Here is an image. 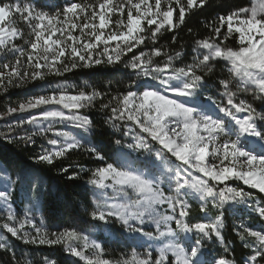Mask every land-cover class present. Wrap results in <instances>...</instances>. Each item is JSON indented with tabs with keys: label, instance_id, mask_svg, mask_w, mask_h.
I'll use <instances>...</instances> for the list:
<instances>
[{
	"label": "snow or ice",
	"instance_id": "1",
	"mask_svg": "<svg viewBox=\"0 0 264 264\" xmlns=\"http://www.w3.org/2000/svg\"><path fill=\"white\" fill-rule=\"evenodd\" d=\"M209 7L223 11L214 20L202 21L213 35L196 40L193 49H204L207 54L202 58L194 56L191 64L175 66L182 53H162L157 47L159 34L175 31L192 15ZM16 16L30 29L32 39L26 41L27 48L13 43L16 38H23V32L14 26ZM230 38L236 46H227ZM149 43L151 53L140 51L141 45ZM0 51L16 57L15 63L0 65V90L5 93L14 79L45 80L51 74L61 75V70L70 72L101 64H124L125 69L132 70L129 87L101 103L107 113L101 127L110 129L112 136L119 133L121 139L113 143L137 153L140 167L126 157L107 162L95 141L97 128L90 116L83 114L106 96L95 88L73 94L57 87L51 94L29 97L18 108L9 107L8 114L29 112V117L9 125L4 136L26 144H34L37 136L46 138L49 147H41L33 157L39 164L55 167L61 158L81 149L103 162V166L91 170L93 178L88 183L119 193L120 202L101 203L98 198L90 217L110 227L118 224L119 231L132 239H155L153 232L146 231L149 224L155 225L159 237L172 239L159 249L158 255L149 250L151 245L139 258L133 249L131 262L126 260L124 264H209L204 258L205 245L213 239L224 240V213L219 209L227 202L248 205L251 201L255 203L253 210L264 220V205L254 201L253 193L229 183L239 181L264 193V0L254 2L251 8H232L223 2L214 4L213 0H98L95 4L65 0L55 14L31 0H0ZM161 55L166 60L154 63L152 56ZM22 57L26 60L22 61ZM219 60L229 65V78L212 82L221 97L216 102L204 94L211 90L210 78L215 74L212 62ZM241 94L250 96L251 102L241 99ZM30 110H37V114ZM238 113L246 115L241 118ZM64 124L81 129L83 134L77 137L57 127ZM25 125H33L34 130L15 136V131ZM49 133L55 138H48ZM125 136L132 141L126 146L122 139ZM59 171L69 180L80 176L71 166ZM193 171L203 178L193 179ZM25 182L27 191L37 200L51 194L50 190L43 191L44 177L37 172L21 170L15 180L9 175L0 190V202L8 209L0 227L25 243L62 244L84 264H112L103 258L102 243L92 240L89 244V237L75 228L49 233L27 217L17 223L12 211V186ZM189 199L200 201L204 219L190 222ZM209 202L219 211L211 218ZM161 205L167 206V214H161ZM26 225L34 230V235L25 231ZM239 238L253 250L245 264H264V227L254 230L242 224ZM81 239L83 244L77 246L75 242ZM186 240L191 242L185 243ZM0 250L12 252L6 241L0 242ZM227 251L225 246L223 252ZM12 260H16L14 253ZM44 264L56 262L45 259ZM211 264L236 262L220 255Z\"/></svg>",
	"mask_w": 264,
	"mask_h": 264
},
{
	"label": "trees",
	"instance_id": "2",
	"mask_svg": "<svg viewBox=\"0 0 264 264\" xmlns=\"http://www.w3.org/2000/svg\"><path fill=\"white\" fill-rule=\"evenodd\" d=\"M252 1L213 0V3L223 2L232 8H247ZM26 2H29V0H22V3ZM31 2L41 6L44 11L52 14H55L65 4V0H31ZM76 2L95 4L98 0H76ZM222 11V9L217 7H209L197 15H192L187 19L185 25L175 31H164L159 34L157 47H161L162 53L166 52L172 55L176 52L182 53L178 61L175 62V66L183 67L186 64H191L193 57L198 55L197 52H193V49L196 48L195 41L213 35L210 28L202 23V21L214 20L217 14L222 13ZM116 18L113 17V19ZM14 19V26L23 32V38L18 37L13 43L27 48L26 41L32 39L29 35L30 29L20 16H16ZM189 29H192V31L189 32ZM225 30L222 29V31ZM76 34L79 35V33ZM173 36L176 37L175 42H173ZM226 44L227 46H236V41L230 38L226 41ZM8 47H11V44ZM151 49L152 45L150 43L147 46H140V51L145 53H151ZM133 52H136V50L134 49ZM137 54L139 53L137 52ZM131 55L129 53L127 58L130 59ZM15 59L14 55L8 54L5 56L4 52L0 51V65L15 63ZM152 59L154 63H162L166 60V56H152ZM21 60H26V57H22ZM214 65L215 74L210 78V88L214 86L212 84L213 81L224 79L221 72V64L217 62ZM0 71H3L2 67H0ZM61 71V75L51 74L45 80L21 82L19 79H14L13 84L7 86L6 93L0 90L1 185H4L9 175L12 176V179H17L21 170L28 173H39L44 177L43 191L48 192L50 190L51 194L43 195L37 200L33 194L27 191L26 182L13 185L12 209L15 213L34 220L38 227L47 229L49 233H58L66 229L75 228L78 232H82L83 235L88 236L89 242L96 240L102 243L105 249L103 258L111 261L112 264H117V262L124 264L126 260L131 262L133 249L137 250L131 240L132 238L126 233L122 234L119 231L118 224L110 227L90 217L97 199L99 198L101 203L105 202L103 194H100L97 188L88 183L93 178L91 170L103 166V162L98 161L95 156L81 149L72 151L66 157L61 158L55 167L39 164L33 157L40 152L41 147H49L46 138L37 136L34 144H26L24 141L4 138L5 134L9 132V125L15 124L23 115L21 113L8 114L7 109L9 107L18 108L19 104L26 102L29 97L40 94H51L52 89L57 87L73 94L82 90L91 91L95 88L104 92L106 96L103 100L98 99L95 106L86 109L83 114L90 116L96 126L97 134L95 141L101 147L107 162H113L126 157L135 167L141 166V162L136 160L137 153L130 152L126 147L121 149L120 146L113 143L115 139H121L119 133L112 136L110 129H107L106 126L101 127L102 122L107 118V113L101 109V103H107L111 96H115L126 87H129V75L132 70L125 69L124 64H120L118 67L101 64L93 65L92 67H78L70 72ZM132 90L135 91L136 89L133 87ZM57 127L77 137L83 134L81 129H77L71 124L57 125ZM33 130V125H25L23 128L17 129L14 135L22 136L25 132L31 133ZM48 138L55 137H53L52 133H49ZM122 139L125 146L132 142L127 136ZM67 166H71V169L80 172V176L77 179L69 180L67 175L59 171L61 167ZM229 183L232 186H241L238 181H230ZM244 189L245 191L252 192L254 200L264 205V195L262 193L249 187H244ZM208 209V216L211 214L210 217L218 215L219 211L224 213V226L222 230L224 240L221 241L220 247L214 248L210 244L205 245L207 247L205 259L211 264L213 260L212 256L218 253V255H215L217 258L220 255H226V258L235 260L236 264H245L248 257L253 254V250L249 249L246 246V242L239 238L240 229L234 224L233 216L238 211V208H232L225 203L219 211L216 208L211 210L209 204ZM203 215L204 213L200 211H191L190 222H196L198 217L199 220L204 219ZM4 241L11 247L12 252L0 250V264H26L27 261H30L31 264H44L45 259L54 260L56 264H84V261L70 255L62 244L39 245L25 243L17 240L0 227V242ZM75 244L77 246L82 245L83 240L76 241ZM225 246L228 249L226 254L223 252ZM85 251L89 252L90 250L86 249ZM13 253L16 260H12Z\"/></svg>",
	"mask_w": 264,
	"mask_h": 264
},
{
	"label": "rangeland",
	"instance_id": "3",
	"mask_svg": "<svg viewBox=\"0 0 264 264\" xmlns=\"http://www.w3.org/2000/svg\"><path fill=\"white\" fill-rule=\"evenodd\" d=\"M259 3L260 0H253L251 2V4L247 7V8H251L253 6V3ZM197 54L202 58L203 54H207V51L204 49H199V51L197 52ZM220 63L221 64V72L222 75L224 76V78H229V73H228V68L229 65L227 64V62L220 60V61H213L212 63ZM149 83H152L151 80L148 81ZM233 83H235V81H233ZM205 97L211 95L212 99L216 102H219L221 97L220 94L216 91L215 89V85L211 88L210 91L205 92ZM241 99L247 98L250 101V96L246 97L244 95H240ZM259 110V109H258ZM31 114L35 115L37 114V110H30ZM23 114L20 118V120H27L29 117V112H20L17 111L16 112ZM219 115H223L222 113H220ZM238 116H240L241 118L246 115V113H238ZM27 116V117H25ZM64 131V130H62ZM233 139H235V137H233ZM241 139L243 140L244 137H241ZM196 176H201L202 174L196 173L193 171L192 173V178L194 179ZM1 178V177H0ZM203 178V177H202ZM239 182V181H238ZM241 184V186L243 187H248V186H244L242 185V182H239ZM4 185H1V181H0V190H3ZM100 194H103L104 196V201L108 202V203H112L113 201L115 202H120V194L119 193H114L112 189H108V190H102V189H98ZM257 191H259L258 189H255ZM165 192L167 194V185H165ZM264 195V193H262ZM133 199H135V196L133 194ZM102 200V198H101ZM256 203H258L257 200H254ZM188 203L191 206V211H200V201L198 199H189ZM228 206H231L232 208H238V211L233 215L234 216V224L236 226L239 227L240 229V225H244L246 227H252L254 230H258L262 227H264V220H262L261 218H259L258 214L253 210L255 207V203L253 202H249L248 205H245L243 203L241 204H236L233 202H227ZM209 206L210 209L212 210V204L211 202H209ZM0 208H2L0 210V224H2L3 222L6 221V217H7V207L3 205V202H0ZM13 211V209H12ZM160 211L161 214H167L168 210H167V206L166 205H161L160 206ZM14 212V211H13ZM15 213V212H14ZM210 213V212H209ZM15 215L17 216V223L19 221H22L25 219V217H23L22 215H19L17 213H15ZM211 214H209L208 217H210ZM203 218L204 215H203ZM211 218V217H210ZM199 220V217L197 219V221ZM12 226H17V224H13ZM174 227V224L172 225ZM3 229V227H1ZM4 231H6L5 229H3ZM161 231L164 230L163 226L160 229ZM25 231H28L30 233V235H34V230L31 229L30 227H28L27 225L25 226ZM146 231L149 232H153L154 235L156 236L155 239H149L147 237H137L135 239H131L133 241V244L136 246L137 250L135 251L138 254V258L142 257L144 255L145 249H149V245H151V248L149 250L153 251V253L155 255H158L159 253V249L164 247L165 245L169 244L172 242L171 237L169 238H164V237H159L157 232H156V228L155 225L149 224V226L146 228ZM7 232V231H6ZM127 234V233H126ZM128 235V234H127ZM129 236V235H128ZM17 240L24 242L23 239L19 238V237H15ZM190 240H186L185 243H190ZM91 242H89L90 244ZM212 245L214 248L215 247H220L221 246V241H217L216 239L210 240L206 243V245ZM169 255L171 256V253H169ZM207 255V247H205V256ZM215 255H218V253H215ZM215 255L212 256L213 258H217ZM205 258V257H204ZM208 258V257H207ZM210 259V258H209ZM121 264V263H119ZM123 264V263H122Z\"/></svg>",
	"mask_w": 264,
	"mask_h": 264
}]
</instances>
